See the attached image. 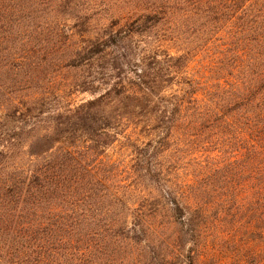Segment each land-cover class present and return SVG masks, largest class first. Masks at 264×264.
I'll return each mask as SVG.
<instances>
[{
    "label": "trees",
    "instance_id": "16d2710c",
    "mask_svg": "<svg viewBox=\"0 0 264 264\" xmlns=\"http://www.w3.org/2000/svg\"><path fill=\"white\" fill-rule=\"evenodd\" d=\"M152 239L264 264V0H0V264Z\"/></svg>",
    "mask_w": 264,
    "mask_h": 264
},
{
    "label": "rangeland",
    "instance_id": "374dc122",
    "mask_svg": "<svg viewBox=\"0 0 264 264\" xmlns=\"http://www.w3.org/2000/svg\"><path fill=\"white\" fill-rule=\"evenodd\" d=\"M43 24V20L41 18L36 19L33 23V28L35 25ZM52 22V21H51ZM49 29L53 27L52 24L47 25ZM57 33V30H49ZM48 32V31H47ZM169 51L171 54H176L174 48L170 47ZM60 59L58 60L59 66L55 67V72L50 75V72L46 75V78L49 79L52 75V79L50 84L51 87L47 89L48 93L52 94L57 93L59 96H53V101H56L57 105L66 106L68 104L76 105L85 99L90 98V95L86 92H78L75 88L68 90L69 87L67 84L69 81L75 79V75L77 73L76 69L72 68H64L66 63H60ZM63 67H62V66ZM65 65V66H64ZM192 67V66H191ZM47 83V81H46ZM44 90L47 88V85H42L41 89ZM54 88V91H53ZM56 91V92H55ZM47 93V96H48ZM155 239H152L151 242L148 240H141L139 242H134L131 240H127L126 243L123 244V249L120 251L114 252L109 256L98 258L96 263L104 264H192L193 254L185 251H181V253H172L169 250H166L164 247L160 246L158 242H155ZM147 244V247L145 245ZM188 246L185 248L187 249ZM222 263H225L226 259L229 262V258H222Z\"/></svg>",
    "mask_w": 264,
    "mask_h": 264
}]
</instances>
